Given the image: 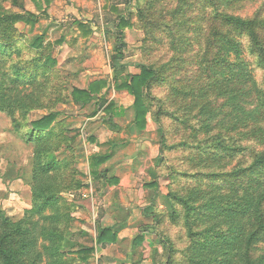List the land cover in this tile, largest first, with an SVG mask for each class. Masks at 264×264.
<instances>
[{"label": "rangeland", "instance_id": "1", "mask_svg": "<svg viewBox=\"0 0 264 264\" xmlns=\"http://www.w3.org/2000/svg\"><path fill=\"white\" fill-rule=\"evenodd\" d=\"M145 1L0 0V17H24L13 22L18 32L9 37L15 44L11 55L0 56V213L25 219L27 238L34 239L27 264H240L230 235L241 233L249 217L227 207L238 198L222 176L211 173L248 165L264 143L242 138L248 150L212 167L209 154L192 146H208L207 135L193 130L202 116L186 128L169 117L158 123L156 107L138 111L135 95L123 83L133 81L144 93L136 83L139 64L162 65L178 54L164 44L145 47L137 14ZM257 10L264 15V0H248L236 13L249 16ZM121 35L124 66L115 70ZM194 51L168 64L165 82L151 90L154 96L167 98L175 84L196 90L204 85ZM245 57L261 82L263 70L249 52ZM191 103L179 100L172 109L186 117ZM51 112L56 119L35 165L37 146L27 136L32 121ZM49 161L55 167L45 173L40 165ZM36 189L42 195L39 204L47 197L52 202L35 208ZM169 191L189 197L196 209L186 211L176 197L170 206ZM104 229L111 235L101 241ZM138 236L143 241L134 240ZM150 240L159 243L150 246ZM86 247L94 250L84 260ZM253 255L264 264V242Z\"/></svg>", "mask_w": 264, "mask_h": 264}, {"label": "trees", "instance_id": "2", "mask_svg": "<svg viewBox=\"0 0 264 264\" xmlns=\"http://www.w3.org/2000/svg\"><path fill=\"white\" fill-rule=\"evenodd\" d=\"M247 1L146 0L145 4L137 6L138 18L145 29V47L152 49V44H164L170 48V51L178 54L162 65L139 64L141 73L136 83L145 87L144 93L140 92L133 81L124 82L122 86L130 88L135 95L134 105L140 113L144 114L148 108L156 107L154 117L158 123L163 117H169L180 121L187 128L193 127L192 119L197 115L202 116L193 130L207 135L204 143L208 146L201 144L192 146L199 148L202 154H209L208 159L213 163L212 167L216 165L220 167L224 160L229 159L230 162L244 150H248V145L240 144L242 138L264 143V131L259 129V126L264 125V74L262 81L258 82L252 73L250 61L245 57L249 52L256 65L264 72V15L260 10L249 16L237 14L236 11L244 8ZM23 19L22 15L0 17V30L5 33V38L0 39L1 57L11 55L14 50L15 44L9 37L18 30L13 22ZM121 19L124 24L129 22L124 16ZM123 38V35L118 38L116 53L113 55L115 70L118 69L119 64L124 66L121 65L126 47ZM193 48L195 53L192 56L204 85L196 90L192 85L181 87L175 84L171 85L167 98L154 96L151 90L155 84L165 82L168 64L177 61L179 56H181L179 59L185 60V55ZM17 72L23 75L20 68ZM170 98L174 100L170 102ZM179 100L185 102L192 100L189 109L185 112L186 117H179L172 109ZM144 105H146L145 109ZM108 106L113 108V103ZM28 108L34 107L31 105ZM194 108L197 110L196 115H193ZM122 112L120 110L117 114ZM9 115L13 124L17 125L14 113L9 112ZM55 119L56 113L51 112L32 121L33 127L27 137L28 142L37 146L35 165L39 164L38 160L42 155L38 152H42L41 145L48 139L47 132ZM182 145L191 144L184 141ZM210 149L215 153H209L212 152L209 151ZM204 160L207 162V159ZM40 166L45 173H48L55 164L49 161L41 163ZM211 175L217 176L215 178L222 176L236 195L235 198H238L228 203L227 207L238 216L249 217V224L241 233L230 235L235 240L240 264H262L253 255V251L256 245L264 242V150L255 152L252 161L246 166L239 164L230 171L213 172ZM257 184L262 185L260 190L257 189ZM41 196L36 189L34 201L35 208L38 206L37 209L52 202L50 197H47L43 199L42 204H39L38 200ZM155 197L152 204L155 203ZM166 197L170 206L173 205L172 198L176 197L186 211L196 209L187 196H177L169 191ZM176 214L177 211L174 210L173 216H177ZM25 223V219L14 220L4 212L0 213V264L28 263L27 255L34 244V239L27 238ZM201 232L205 234L207 229ZM106 234L111 235L109 229L101 232L99 240L104 241ZM222 238L224 236L219 239ZM143 239V236L136 238L138 242ZM206 241L207 239H203V242ZM158 243V240L149 242L150 246ZM93 250V247L83 248L82 259L87 260V254L89 255ZM55 254L54 249L53 255ZM57 260L61 262L60 259Z\"/></svg>", "mask_w": 264, "mask_h": 264}, {"label": "crops", "instance_id": "3", "mask_svg": "<svg viewBox=\"0 0 264 264\" xmlns=\"http://www.w3.org/2000/svg\"><path fill=\"white\" fill-rule=\"evenodd\" d=\"M134 240H136V239L134 238ZM150 241H152V240H150ZM150 241H149V242H150Z\"/></svg>", "mask_w": 264, "mask_h": 264}]
</instances>
